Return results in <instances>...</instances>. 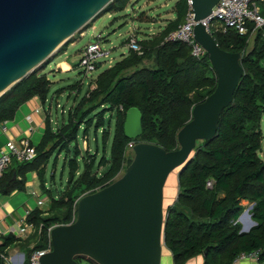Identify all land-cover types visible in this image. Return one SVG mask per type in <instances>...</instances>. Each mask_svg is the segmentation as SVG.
Instances as JSON below:
<instances>
[{
  "label": "trees",
  "instance_id": "16d2710c",
  "mask_svg": "<svg viewBox=\"0 0 264 264\" xmlns=\"http://www.w3.org/2000/svg\"><path fill=\"white\" fill-rule=\"evenodd\" d=\"M128 1L112 0L100 13L122 11ZM260 5L264 6V2ZM188 8V0H177L175 18L152 38L138 40L142 53L128 51L101 71L94 80L95 88L80 98L61 127L53 131L46 119L35 157L18 162L16 170L7 173L6 169L1 176L3 194L22 189L23 180L13 177L14 172L35 170L42 177L51 156L74 145L75 158L68 160V184L57 198H50L49 215L43 216V211L35 209L26 217L28 223L41 227L40 240L28 253L45 247L49 227L71 222L76 202L83 194L117 178L132 160L126 156L131 144L150 142L167 151L178 148V130L190 120L193 106L216 86L207 55L197 59L185 43L165 40L184 22ZM260 13L264 17L262 8ZM253 28L248 24L245 34L234 28L212 34L220 48L241 54L244 74L232 103L221 112L217 135L197 142L190 161L178 173L179 192L167 208L164 227L165 244L176 261L202 254L206 248L204 264H230L240 254L257 250L258 259L264 260V26ZM49 86L47 76L34 70L9 88L0 96V124L13 119L19 106L29 99L45 101ZM133 106L141 111L142 133L129 139L124 135L123 122L126 110ZM113 111L116 117L110 153L98 162L106 170L96 173L92 170L94 159L85 161L79 157L78 129L82 124L91 126V119L98 128L103 127L104 115ZM103 137L107 138V134ZM243 200L252 204L250 214L256 223L248 232H240V224H232L243 209ZM17 240L8 235L1 247Z\"/></svg>",
  "mask_w": 264,
  "mask_h": 264
},
{
  "label": "water",
  "instance_id": "95a60500",
  "mask_svg": "<svg viewBox=\"0 0 264 264\" xmlns=\"http://www.w3.org/2000/svg\"><path fill=\"white\" fill-rule=\"evenodd\" d=\"M111 1L0 0V96L51 58ZM189 1L193 37L205 49L216 75L214 90L193 106L190 120L178 130V148L167 151L150 142L133 144L132 160L122 175L78 199L74 221L51 228L52 249L40 257V264L161 263L167 179L190 161L197 142L217 135L221 112L232 103L244 74L241 54L220 48L202 22L219 0ZM141 118L137 107L126 110L127 138L141 135ZM245 214L251 221V214Z\"/></svg>",
  "mask_w": 264,
  "mask_h": 264
},
{
  "label": "rangeland",
  "instance_id": "374dc122",
  "mask_svg": "<svg viewBox=\"0 0 264 264\" xmlns=\"http://www.w3.org/2000/svg\"><path fill=\"white\" fill-rule=\"evenodd\" d=\"M149 1H151L150 4H148ZM176 1L177 0H129L126 8L122 11L118 10L111 13H99L96 18L86 24L81 30L67 38L55 53H53V55L60 53L68 47V44L73 43L68 47L65 54L53 61L49 67L47 66L49 65L47 62L50 58L41 63L35 69L38 72H41L46 70L45 67L47 66V75L52 79L50 92L43 107L45 111L50 110L51 122L54 124L53 126H56V123H61L63 118L64 122L67 121L68 114L73 112L80 101V98L92 90V79L90 77L94 78L98 74V70L96 69L95 71L90 72L86 77L80 67L74 68L71 72H53L51 70L55 69L54 65L56 62L64 60L65 58H70L72 60L74 59L73 63H78V52L80 49H82L87 43L98 40L101 43V49L103 52H108L107 56L103 55L98 59V64H103L102 67L106 65L107 61H110V63L113 64L120 59L123 53L128 51V39L131 36L135 38L137 37V39L140 40L137 31L140 30V33H146L147 30L149 32H156L159 30L158 28H161V26L164 25L162 21L158 20L159 18H163V14L160 13H167L168 10H171L172 7H174ZM154 19L156 20L152 22ZM140 20H142V22ZM251 45L252 40H250L248 48H250ZM81 83H83L81 91L78 93L75 92L72 89L73 86H81ZM115 117L116 113L114 111L107 112L103 117V127L98 128L96 126V121L91 119L93 120L91 126L82 124L78 129L77 146L80 153L79 157L85 161L94 159L92 170L96 173L106 170V167L103 168L98 162L101 158H108L109 156L110 144L114 132ZM261 131L263 136L262 145L264 148V116L261 121ZM104 133L107 134V138L105 139L103 137ZM132 145L133 144L128 147L129 149L126 153V156L131 159L133 157ZM75 154L73 145L70 146L68 151L62 153L55 152L47 162L43 180H46L45 186L50 189L52 197H57V195L64 190L66 184H68V160L70 158H75ZM80 158L77 159V162L80 165V170H82L83 165ZM124 170L125 168L120 172L117 178L122 175ZM79 172H77V174ZM178 173L177 170L172 172L167 179L164 190L165 209L168 208L167 203L169 202V199L175 197L179 192ZM242 202L244 203L245 201ZM248 203L249 204L246 205V207H250V202ZM242 225L243 224H240L241 228H243ZM79 264L87 263L83 260H79Z\"/></svg>",
  "mask_w": 264,
  "mask_h": 264
},
{
  "label": "crops",
  "instance_id": "0c3cea01",
  "mask_svg": "<svg viewBox=\"0 0 264 264\" xmlns=\"http://www.w3.org/2000/svg\"><path fill=\"white\" fill-rule=\"evenodd\" d=\"M150 3L151 1L148 2V4ZM260 7L262 8V12L264 13V6L260 5ZM160 14H163V18H159L158 20L162 21L164 25L161 26L160 24L161 28H158L159 30H157L156 32H149L147 30L146 33H140L139 32L140 30L137 31L138 32L137 35L140 37V39H143L145 37L152 38L153 36L157 35L166 26L168 21L173 20L175 18L174 7H172L171 10H168L167 13H160ZM155 20L156 19H154L152 22H154ZM72 44L73 43L69 44L68 47ZM68 47H66L60 53L54 54L48 60L47 64L49 65L47 66L49 67L53 61H55L61 55L65 54V52L68 50ZM80 52L81 49L78 52V60L80 57ZM127 52L123 53L120 59L124 55H126ZM107 54L108 52H103L104 56H107ZM120 59H118L117 61H119ZM73 60L70 58H65L64 60L57 61L56 64L54 65L55 69L51 71L61 72V73L71 72L73 71L74 68L77 67V63H73ZM99 64L97 65L96 68L98 70V74L104 69L113 65L110 63V61H107L106 65H104L103 67H102L103 64L100 65ZM47 66L45 67L46 70L48 69ZM46 70L41 71V73L47 76L51 84L52 79L49 78V75H47L48 73L46 72ZM97 75L94 78L90 77L92 79L91 81L92 89L95 88L94 80L96 79ZM82 84L83 83H81L80 84L81 86L77 87V89H73V90L77 93L80 92ZM49 92H50V86H49L48 94ZM48 94L45 101H41L38 97H33L29 99L28 101H26L25 103L19 106V108L15 112L13 119L0 124V153L4 149L5 143L8 140L18 141L22 138H27L30 141V143L35 147L40 142L43 133L45 131L46 119H48L51 129L53 131L57 130L59 127H61L62 124L65 123L63 118L61 120V123H56L55 124L56 126H53L54 124L51 122L50 110L45 111L43 107L44 103L48 98ZM17 167H18V162L13 160L11 164L8 166L6 172L8 173L11 172L12 170H16ZM44 173H45V169L42 172L43 174L42 177H39L37 171L35 170L28 171L25 174H22L20 172L18 173L14 172L13 177L16 176L17 180H23V184L21 186L22 189L14 190L10 194L2 193L1 183H0V259L3 260V264H28V258L26 263V257L28 254H30V252L28 253V251L34 248L40 240L41 227L34 226L31 223H28L26 221V217L31 211L35 209L43 211V216L49 215L48 212L50 206V198L52 197V194L50 189L46 188L45 186L46 180H43ZM60 193L57 195V197L60 195ZM176 197L177 194L175 197H171L167 205L168 206L172 205ZM39 201L41 202L40 204ZM243 201H245L244 203L243 202L241 203L243 209L238 216H240L239 224H243L242 227L244 229L241 228L240 232L243 231L248 232L256 223L253 225V223L251 222L252 217L250 221L249 216L245 214L246 211L248 214H250L249 212L250 208L246 207V205L249 204L248 201L247 200H243ZM11 227L14 228L24 227L25 228L24 235L18 237L17 235L11 233L9 231ZM8 235H13L15 238H18V240L6 246L5 248H2L1 244L3 243V239ZM204 258L205 255H203L202 253L176 261L174 260L171 251L164 243L160 264H204ZM230 264H264V260L253 259V258H247L243 260L234 259Z\"/></svg>",
  "mask_w": 264,
  "mask_h": 264
},
{
  "label": "built area",
  "instance_id": "2783aa9c",
  "mask_svg": "<svg viewBox=\"0 0 264 264\" xmlns=\"http://www.w3.org/2000/svg\"><path fill=\"white\" fill-rule=\"evenodd\" d=\"M261 2H264V0H219L213 7L211 14L203 19L202 22L210 34L225 32L227 28H234L238 33L245 34L248 31V24H253V29L264 26V17L261 15L259 7ZM188 4L189 8L184 22L179 25L177 29L167 34L165 40H178L185 43L190 48L191 56L201 59L207 55V53L193 37V27L195 22L193 21V14L189 0ZM128 50L137 52L138 54L142 53V48L137 37L135 38L131 36L128 39ZM101 56H103V50L101 49L100 41L89 42L81 49L77 67H80L84 75L87 77L90 72L95 71L98 59ZM35 154V147L27 138H22L18 141L8 140L5 143L4 149L0 153V178L13 160L17 162H28L35 157ZM207 185L210 186L211 183L208 182ZM40 203L41 202L39 201V204ZM250 207L252 208V204H250ZM75 216L76 214H74L71 222L74 221ZM239 221L240 216H238L236 220H233L232 224H239ZM52 227L48 228L47 244L44 248L34 249L30 252L28 256V264H40V257L51 251L52 246L49 234ZM9 231L18 237H21L25 233V228L11 227ZM258 255V250L247 254L242 253L235 260H243L247 258L258 259Z\"/></svg>",
  "mask_w": 264,
  "mask_h": 264
}]
</instances>
